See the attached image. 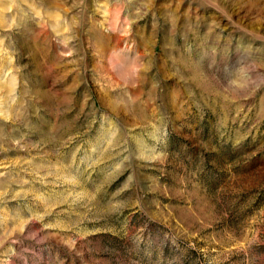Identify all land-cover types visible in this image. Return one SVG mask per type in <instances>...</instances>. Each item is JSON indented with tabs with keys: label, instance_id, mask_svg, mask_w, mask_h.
<instances>
[{
	"label": "rangeland",
	"instance_id": "374dc122",
	"mask_svg": "<svg viewBox=\"0 0 264 264\" xmlns=\"http://www.w3.org/2000/svg\"><path fill=\"white\" fill-rule=\"evenodd\" d=\"M0 264H264V0H0Z\"/></svg>",
	"mask_w": 264,
	"mask_h": 264
}]
</instances>
